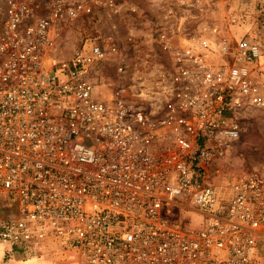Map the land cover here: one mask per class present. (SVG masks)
<instances>
[{
  "label": "built area",
  "instance_id": "built-area-1",
  "mask_svg": "<svg viewBox=\"0 0 264 264\" xmlns=\"http://www.w3.org/2000/svg\"><path fill=\"white\" fill-rule=\"evenodd\" d=\"M221 1L155 0L149 16L133 0H0V246L55 244L76 264H259L264 176L212 178L240 114L264 109V23L239 39L177 29ZM132 19L169 61L155 110L121 79L96 90Z\"/></svg>",
  "mask_w": 264,
  "mask_h": 264
},
{
  "label": "rangeland",
  "instance_id": "rangeland-1",
  "mask_svg": "<svg viewBox=\"0 0 264 264\" xmlns=\"http://www.w3.org/2000/svg\"><path fill=\"white\" fill-rule=\"evenodd\" d=\"M133 1L149 16L155 13L151 11L155 0ZM179 20L185 23L177 27L183 35L193 28L194 22H207L219 35L239 39L252 33L256 23H264V0H224L218 3L214 11L201 15L199 19ZM147 30L137 26L133 19L127 25L119 27L117 45L121 58L112 59L104 74L99 77L101 81H98L96 90L100 97H108L112 92L109 84H116L121 79L130 86L136 102L155 110V102L160 94L158 86L162 79L157 72L165 71L169 61L161 56L157 44L149 39ZM69 45L63 46L64 53L69 52ZM120 62L126 64L125 75L117 72ZM240 124L239 141L230 155L217 165L220 174L212 178L216 184H224L240 173L258 172L264 176V109L251 108L243 111L240 114ZM183 217L191 219L190 214H183ZM260 256L259 264H264V254L260 253ZM0 264H76V257L75 253L61 250L55 244L46 245L35 255L25 252L15 254L14 257L7 255L5 246H0Z\"/></svg>",
  "mask_w": 264,
  "mask_h": 264
},
{
  "label": "trees",
  "instance_id": "trees-1",
  "mask_svg": "<svg viewBox=\"0 0 264 264\" xmlns=\"http://www.w3.org/2000/svg\"><path fill=\"white\" fill-rule=\"evenodd\" d=\"M6 251H7V255H9L10 257H14L15 254H23V253H25L22 250L11 249L9 247H6Z\"/></svg>",
  "mask_w": 264,
  "mask_h": 264
},
{
  "label": "crops",
  "instance_id": "crops-1",
  "mask_svg": "<svg viewBox=\"0 0 264 264\" xmlns=\"http://www.w3.org/2000/svg\"><path fill=\"white\" fill-rule=\"evenodd\" d=\"M260 253L264 254V242H260Z\"/></svg>",
  "mask_w": 264,
  "mask_h": 264
}]
</instances>
